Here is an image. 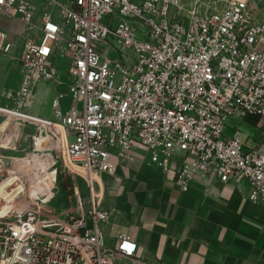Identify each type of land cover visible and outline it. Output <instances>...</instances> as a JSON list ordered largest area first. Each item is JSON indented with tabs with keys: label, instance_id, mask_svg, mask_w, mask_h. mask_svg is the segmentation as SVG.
<instances>
[{
	"label": "built area",
	"instance_id": "2783aa9c",
	"mask_svg": "<svg viewBox=\"0 0 264 264\" xmlns=\"http://www.w3.org/2000/svg\"><path fill=\"white\" fill-rule=\"evenodd\" d=\"M0 13L28 33L20 87L6 94L20 116L32 85L58 82L57 63L68 61L71 105L64 111L57 95L53 120L30 118L58 130L72 163L114 175L113 157L128 160L140 145L184 192L197 174L215 175L247 181L249 200L264 203V151L239 129L225 135L231 122L264 123V14L251 0H0ZM12 48L0 29V55ZM35 199L0 181V264H152L129 234L105 244L110 213L94 199L53 226L30 206Z\"/></svg>",
	"mask_w": 264,
	"mask_h": 264
},
{
	"label": "crops",
	"instance_id": "0c3cea01",
	"mask_svg": "<svg viewBox=\"0 0 264 264\" xmlns=\"http://www.w3.org/2000/svg\"><path fill=\"white\" fill-rule=\"evenodd\" d=\"M0 27L7 28L2 16ZM11 37V53L0 55V93L8 83L7 72L16 55ZM57 64L62 87L58 91L68 95L65 111L72 103L66 85L68 61ZM20 66L21 76H15V84H21L23 77ZM42 82H35V87ZM56 92L53 89L44 108L32 106L31 113L53 120L51 100ZM256 126L264 128V123H245L251 132ZM238 129L248 147L264 151V136L252 141L236 122L227 125L225 134L230 131L227 137H232ZM113 160L117 165L114 175H94L93 199L110 213V220L100 225L107 246H114L118 236L126 233L134 238L138 257L152 264H264V203L249 200L247 181L222 183L215 175L197 174L184 192L176 185L174 171L164 172L153 165L149 152L140 145L133 147L130 159L114 156Z\"/></svg>",
	"mask_w": 264,
	"mask_h": 264
},
{
	"label": "rangeland",
	"instance_id": "374dc122",
	"mask_svg": "<svg viewBox=\"0 0 264 264\" xmlns=\"http://www.w3.org/2000/svg\"><path fill=\"white\" fill-rule=\"evenodd\" d=\"M251 3L264 14V0H251ZM0 16L7 24V28H0L6 30L10 37V34L14 35L11 38L16 52L7 72L8 83L0 93V181L20 183L31 190L36 199L30 206L37 211L41 222L47 226L57 225L71 217L83 215L91 207L95 191L94 176L66 157L62 139L56 128L48 126L43 128L32 119H47L31 113L30 109L32 106L44 108L53 89L57 90L56 96L64 97L63 107L65 102L68 103V95L58 91L62 90L58 82L43 81L36 87L35 83L32 85L25 107L20 111L26 117L6 110L13 111L15 107L13 100H8L6 94L14 91L20 84L19 81L16 84L14 82L15 76L17 74L21 76L22 70L17 54L28 33L17 19L1 13ZM13 20L18 22L22 29H19ZM110 44L111 49H119L124 54L129 53L126 49H120L112 40ZM56 96H53L51 101ZM234 126L237 128V125ZM241 128L243 134L247 131L252 141L264 136L262 127L256 126L253 132L245 125Z\"/></svg>",
	"mask_w": 264,
	"mask_h": 264
},
{
	"label": "trees",
	"instance_id": "16d2710c",
	"mask_svg": "<svg viewBox=\"0 0 264 264\" xmlns=\"http://www.w3.org/2000/svg\"><path fill=\"white\" fill-rule=\"evenodd\" d=\"M247 121H249L250 123L257 125L259 123V118L254 117V118H248Z\"/></svg>",
	"mask_w": 264,
	"mask_h": 264
},
{
	"label": "bare ground",
	"instance_id": "6f19581e",
	"mask_svg": "<svg viewBox=\"0 0 264 264\" xmlns=\"http://www.w3.org/2000/svg\"><path fill=\"white\" fill-rule=\"evenodd\" d=\"M8 112H11V113H16L15 111H11V110H9V109H6Z\"/></svg>",
	"mask_w": 264,
	"mask_h": 264
}]
</instances>
